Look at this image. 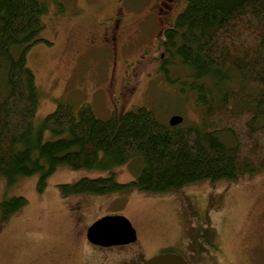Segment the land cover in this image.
<instances>
[{"label": "rangeland", "instance_id": "obj_1", "mask_svg": "<svg viewBox=\"0 0 264 264\" xmlns=\"http://www.w3.org/2000/svg\"><path fill=\"white\" fill-rule=\"evenodd\" d=\"M40 1L47 8L42 40L27 52L37 87L34 130L61 103L75 111L89 103L103 119L146 107L164 123L174 115L183 117L178 126L201 123L204 106L193 90H182L185 69L171 64V81L160 69L161 51L153 41L162 0ZM186 3L176 4L166 20L169 26ZM112 31L117 35L114 47L106 40ZM146 45L150 59L142 57ZM58 138L49 130L43 133L44 141ZM141 169L139 159L111 169L59 167L42 190L40 173L14 184L0 175V264H143L165 250L184 252L201 264H264V170L161 193L64 197L60 190V184L82 178L112 176L127 183ZM12 197H24L27 203L5 219L1 203ZM105 215L127 217L137 241L91 244L87 228Z\"/></svg>", "mask_w": 264, "mask_h": 264}, {"label": "trees", "instance_id": "obj_2", "mask_svg": "<svg viewBox=\"0 0 264 264\" xmlns=\"http://www.w3.org/2000/svg\"><path fill=\"white\" fill-rule=\"evenodd\" d=\"M46 11L40 0H0V175L9 184L40 173L42 190L59 167L111 169L136 159L142 169L130 182L82 178L60 184L61 193H161L264 170V0H187L165 31L162 74L171 81L169 66L178 62L187 73L182 90L205 108L201 123L187 126L164 123L146 107L103 119L89 103L78 111L61 103L34 130L27 52L42 40ZM45 130L60 138L44 141ZM26 203L3 200V217Z\"/></svg>", "mask_w": 264, "mask_h": 264}, {"label": "water", "instance_id": "obj_3", "mask_svg": "<svg viewBox=\"0 0 264 264\" xmlns=\"http://www.w3.org/2000/svg\"><path fill=\"white\" fill-rule=\"evenodd\" d=\"M183 121L180 115H174L170 119V125L175 126ZM90 243L101 247L126 245L136 242L137 231L131 221L122 215H105L95 220L86 232ZM143 264H193L182 255L166 253L156 255Z\"/></svg>", "mask_w": 264, "mask_h": 264}, {"label": "flooded vegetation", "instance_id": "obj_4", "mask_svg": "<svg viewBox=\"0 0 264 264\" xmlns=\"http://www.w3.org/2000/svg\"><path fill=\"white\" fill-rule=\"evenodd\" d=\"M179 1L180 0H162L160 2L161 7L159 8V10L161 11L162 16H160L161 19L159 21L160 26H159L158 31H157V35H156L157 37L153 41L155 43L157 42L156 43V49L158 47V50L161 51L160 57H159L160 60H163V58H164V54H163V50H162V48H163L162 40L164 38L165 31L171 27L168 25V22H166V20L169 19L170 13L174 11L176 4L179 3ZM115 25H114V27H115ZM106 40H107V43L111 47H114V45L117 43V35L115 33H113V31H112V34L109 33V35L106 37ZM151 53H152V51H150V49L148 48V45H146L145 50L142 52V57H146V58L150 59ZM177 253L182 255L190 263L201 264V262L198 259L190 258L184 252L178 251Z\"/></svg>", "mask_w": 264, "mask_h": 264}]
</instances>
